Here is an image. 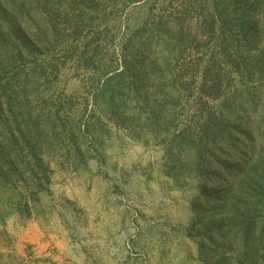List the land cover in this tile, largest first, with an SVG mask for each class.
<instances>
[{"label": "rangeland", "instance_id": "rangeland-1", "mask_svg": "<svg viewBox=\"0 0 264 264\" xmlns=\"http://www.w3.org/2000/svg\"><path fill=\"white\" fill-rule=\"evenodd\" d=\"M244 59L249 88L264 89V0H0V148L34 121L51 169L50 190L28 211L21 191L1 186L0 264H203L194 212L203 184L172 168L159 144L171 107L142 128L129 83L164 102L179 79L182 125L194 117L202 69L208 91L220 80L231 96ZM108 86L124 105L96 99ZM239 190L216 203H237Z\"/></svg>", "mask_w": 264, "mask_h": 264}, {"label": "trees", "instance_id": "trees-1", "mask_svg": "<svg viewBox=\"0 0 264 264\" xmlns=\"http://www.w3.org/2000/svg\"><path fill=\"white\" fill-rule=\"evenodd\" d=\"M251 16L243 18V31L254 27ZM246 62L245 59L242 64L234 62L239 70L240 87L231 96L221 93L220 80H213L210 85L214 92L208 91L206 74L210 67L202 69V93L194 105L189 104L194 117L186 115L182 125L175 124L181 114L178 113L180 96L175 89L179 79L169 84L172 90L164 102L141 92L136 83H129L135 87L134 94L128 93L129 99L139 100L138 120L142 128L152 130L155 126L150 123L157 125L162 118L161 107H171L165 136L160 141V130L152 133L163 146L172 168L186 171L191 179H199L203 184L199 200L194 204L197 225L203 235L199 244L203 264H225L226 255H232L235 264H264V203H260L264 201V185L256 181L257 175L263 178L260 169H264V162L254 151L258 143V147H264V89L249 88L243 70ZM192 80L186 81L187 88ZM108 92L111 93L107 95ZM116 93L109 86L102 87L95 97L106 98L112 108L118 101L124 105L125 101ZM31 123L17 127V137L16 134L12 137L14 143L0 148V188L12 184L21 191L18 208L27 211L31 204L39 203L40 195L49 191L51 184V169L43 158L44 145L40 141L43 130L34 121ZM71 150L77 156V168L82 167L86 161L81 157L79 143L75 142ZM235 184L240 188L238 202L216 203L226 200ZM252 190L256 196L250 198Z\"/></svg>", "mask_w": 264, "mask_h": 264}, {"label": "crops", "instance_id": "crops-1", "mask_svg": "<svg viewBox=\"0 0 264 264\" xmlns=\"http://www.w3.org/2000/svg\"><path fill=\"white\" fill-rule=\"evenodd\" d=\"M13 206H14V204H13ZM15 212H16V210L15 209H13ZM14 213V212H13ZM14 215V214H13ZM15 215H17L18 216V213H15ZM14 224V223H13ZM31 226H34L33 224H30ZM7 231H9V230H7V226H4V227H2V231H1V233H4V234H6V232ZM2 247V244H1V241H0V248Z\"/></svg>", "mask_w": 264, "mask_h": 264}]
</instances>
